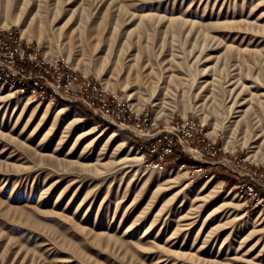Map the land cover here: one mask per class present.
Wrapping results in <instances>:
<instances>
[{
	"label": "rangeland",
	"instance_id": "obj_1",
	"mask_svg": "<svg viewBox=\"0 0 264 264\" xmlns=\"http://www.w3.org/2000/svg\"><path fill=\"white\" fill-rule=\"evenodd\" d=\"M0 27L264 168V0H0ZM85 110L0 82V264H264L227 167H153Z\"/></svg>",
	"mask_w": 264,
	"mask_h": 264
},
{
	"label": "built area",
	"instance_id": "obj_2",
	"mask_svg": "<svg viewBox=\"0 0 264 264\" xmlns=\"http://www.w3.org/2000/svg\"><path fill=\"white\" fill-rule=\"evenodd\" d=\"M0 82L19 94L84 107L100 121L138 140L137 150L153 167L165 169L176 148L193 159L198 171L227 167L244 203L264 210V168L224 148L218 141L219 132L210 135L203 122L189 115L158 128L149 112L135 109L128 97L105 90L63 58L48 56L38 43L24 41L11 27H0ZM184 163L183 159L179 168Z\"/></svg>",
	"mask_w": 264,
	"mask_h": 264
},
{
	"label": "trees",
	"instance_id": "obj_3",
	"mask_svg": "<svg viewBox=\"0 0 264 264\" xmlns=\"http://www.w3.org/2000/svg\"><path fill=\"white\" fill-rule=\"evenodd\" d=\"M72 105H74V104H72ZM77 107L79 108V111L83 115L89 116V113L85 109H83L84 107H80V106H77ZM132 143H134L136 145L137 144V140H134L133 139ZM183 156H184V154L182 152H180V150L178 148H176V150L174 151V153H172L171 155H169V157H168V163L167 164L168 165L170 163L172 164V162L178 163V162H180L182 160V157Z\"/></svg>",
	"mask_w": 264,
	"mask_h": 264
},
{
	"label": "bare ground",
	"instance_id": "obj_4",
	"mask_svg": "<svg viewBox=\"0 0 264 264\" xmlns=\"http://www.w3.org/2000/svg\"><path fill=\"white\" fill-rule=\"evenodd\" d=\"M13 28H14V27H13ZM17 31H18V30H17ZM21 34H22V36L27 37L26 34H25V32H24L23 30L21 31ZM29 40H30V39H29ZM48 45H49V44H48ZM46 52H47V51H46ZM48 52H49V53L51 52V49H50V48L48 49ZM226 140H227V139H226ZM225 146H227L226 143H225Z\"/></svg>",
	"mask_w": 264,
	"mask_h": 264
}]
</instances>
